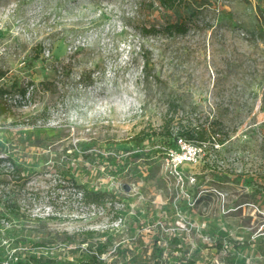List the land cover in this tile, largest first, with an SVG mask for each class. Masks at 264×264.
I'll use <instances>...</instances> for the list:
<instances>
[{
  "label": "rangeland",
  "instance_id": "374dc122",
  "mask_svg": "<svg viewBox=\"0 0 264 264\" xmlns=\"http://www.w3.org/2000/svg\"><path fill=\"white\" fill-rule=\"evenodd\" d=\"M0 70L12 100L33 86L0 114V264H264V0H0ZM171 117L207 133L184 187L132 139ZM72 178L125 226L76 217Z\"/></svg>",
  "mask_w": 264,
  "mask_h": 264
},
{
  "label": "built area",
  "instance_id": "2783aa9c",
  "mask_svg": "<svg viewBox=\"0 0 264 264\" xmlns=\"http://www.w3.org/2000/svg\"><path fill=\"white\" fill-rule=\"evenodd\" d=\"M33 86H30L27 90V93L17 94L14 100L11 99L9 93H6L2 96V99L10 104L12 101L15 104H25L29 100L31 90ZM179 148H168L167 149V163L170 168V172L178 179L181 187L185 186L186 180L191 179L194 182L196 176L187 175L183 167L187 163H196L201 157V152L203 151L204 142H197L189 140L183 136L177 137V144ZM2 156V155H0ZM73 192L75 197L78 199V205L81 209L83 215H76L78 218H87L89 220L103 219L98 225H93V228L97 230H121L126 224V205L122 199H114L112 197L106 198L103 202H92L87 203L84 201L83 191L77 189L73 186ZM43 217H57L61 213L56 212L54 207L49 204L46 208L40 209V212L37 213ZM18 260V257H15ZM7 264H17L15 262H8Z\"/></svg>",
  "mask_w": 264,
  "mask_h": 264
},
{
  "label": "trees",
  "instance_id": "16d2710c",
  "mask_svg": "<svg viewBox=\"0 0 264 264\" xmlns=\"http://www.w3.org/2000/svg\"><path fill=\"white\" fill-rule=\"evenodd\" d=\"M163 4L165 6H169V7H174L177 3L178 0H162ZM146 32L152 33L155 32L156 30L154 28H147L145 29ZM166 30L172 32V33H185L187 31V29L185 28V25H183L182 23L176 22V23H169L166 26ZM145 68L149 67V57L146 56L145 57ZM4 76V72L2 70H0V78H2ZM29 89V87L25 88V89H21L19 93L21 94H26L27 90ZM8 93V91L6 89H0V114H4L7 112L8 110V104L7 102H5L2 99V96L4 94ZM174 122V118H170L167 121V131L164 133L161 132H149L148 129H142L141 131H139L135 136H133V141L135 142V144L140 147L144 142H146L150 137L155 136V137H160L162 139V146L165 147V149H151L152 153L148 152V155H153L157 152H165L167 151L168 148L174 147L177 144V137L178 136H183L189 140H193V141H197V142H204L207 138V133L206 131L199 129L197 127H187V125L185 124H181L179 127V134H175L174 131L172 130V126L171 124ZM217 142L222 143L223 139L222 137H217ZM150 151V150H148ZM144 157V152L142 150H137L135 152L132 153V158L133 160H137ZM10 161L8 158L0 156V165H2L3 163ZM186 168V166L183 167V169ZM72 184L74 187H76L77 189L83 191L84 193V201L87 203H92V202H98L101 203L103 202L106 198L110 197L108 195L107 192L105 191H101V190H95V189H90L89 187H87L85 184L83 183H79L78 180L76 178H72ZM10 212L16 213V214H21V210L20 207L18 206H10ZM0 226H1V221H0ZM179 250V249H178ZM43 259L36 257V256H31V258L23 263L22 260H17V264H40L42 263ZM81 264H103L100 263L98 261V258L95 256H91L88 259L82 260Z\"/></svg>",
  "mask_w": 264,
  "mask_h": 264
}]
</instances>
